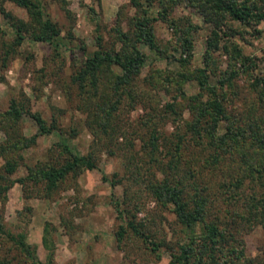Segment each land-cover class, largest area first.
I'll return each instance as SVG.
<instances>
[{
	"label": "rangeland",
	"instance_id": "1",
	"mask_svg": "<svg viewBox=\"0 0 264 264\" xmlns=\"http://www.w3.org/2000/svg\"><path fill=\"white\" fill-rule=\"evenodd\" d=\"M162 1L141 0L154 16L151 23L157 47L138 42L146 53L145 63L119 89L121 99L109 118L107 132L97 124L94 106L116 96L106 79L100 80L98 94L90 95L70 78L85 55L98 49V34L102 48L122 49L114 26L119 22L123 29H132L130 18L138 9L131 0H42L44 12L60 27V46L26 38L5 66L0 60V109L7 108L15 97L26 108L39 111L47 123H56L52 132L38 135L30 146L0 154V184L25 176L28 166L63 161L66 153L57 144L59 140L74 151H91L96 160L93 168L69 173L50 193L42 183L31 180L25 184L15 181L0 190L4 227L11 232L26 231L27 241L43 261L52 251L54 264H178L171 261L168 243L184 237V228L171 207L162 205L148 189L155 179L181 182L187 193L198 187L211 198V210L221 214L251 192L264 194V176L258 180L254 172L245 177L238 196L232 198V183L240 171L237 155L222 153L217 162L208 163L217 149L205 131L211 114L195 118L198 110L194 106L196 99H212L208 87H214L235 126L251 121L254 108V113L259 107L258 114H264V19L244 23L226 15L218 31V46L210 49L213 22L186 2L165 1L164 11ZM0 4L16 17L31 19L27 9L13 1L0 0ZM0 22L7 27L1 11ZM9 31L3 36L6 41L11 39ZM185 36L189 50L181 46ZM206 46L213 59L207 66L203 61ZM233 46L240 47L249 60L236 58ZM183 58L188 60L183 62ZM200 67L207 73L204 88L198 82ZM225 122V118L218 122L219 130ZM35 131L33 118L24 113L17 123L0 128V142ZM7 160L15 161L13 171L5 169ZM223 182H229L228 186ZM114 200L143 222L149 239L160 240L156 249L130 233L117 241L115 231L121 219ZM45 224L49 225L52 249L42 242ZM238 236L246 255L264 257L261 222ZM0 264L34 263L9 237L0 234Z\"/></svg>",
	"mask_w": 264,
	"mask_h": 264
},
{
	"label": "trees",
	"instance_id": "2",
	"mask_svg": "<svg viewBox=\"0 0 264 264\" xmlns=\"http://www.w3.org/2000/svg\"><path fill=\"white\" fill-rule=\"evenodd\" d=\"M25 7L31 16L30 20L16 17L11 11L0 4V11L5 17L3 27L0 22V60L5 66L11 55L26 38L39 41H47L58 48L61 44L60 27L48 13L43 10L42 0H10ZM138 9L136 14L130 18L132 29H123L119 22L115 23L114 31L118 40L122 41V49L118 51L102 48L100 35H97L98 49L91 54L85 55L78 69L71 74L70 80L76 83L80 91H88L90 95L98 94L99 84L104 77L111 90L116 94L115 98L109 97L107 100L95 102L96 122L104 132H107L109 118L117 108L121 99L119 89L126 83H130L134 75H137L145 63L146 53L138 46V42L146 43L149 47L156 48L154 40L152 18L148 14V7H145L141 0H131ZM165 1H162L164 11H167ZM171 2H186L199 11L205 19L213 22L211 37L208 40L209 48L218 46V31L224 22L226 15L244 23L259 22L264 19V0H170ZM92 8V7H91ZM93 9V8H92ZM162 17L164 13L160 14ZM166 17V16H164ZM178 23L175 27L179 28ZM99 28V25H98ZM11 29V31H9ZM11 32V39L6 41L3 37ZM189 32V31H188ZM180 34V31H179ZM69 35H72L69 32ZM182 36V35H180ZM2 39V40H1ZM225 48L227 50V45ZM181 46L184 50H189L188 37L181 38ZM207 46L204 52L203 61L206 66L212 62L210 49ZM236 58L244 62L248 59L243 55L241 48L232 47ZM183 58L181 61H186ZM117 66L119 69L115 68ZM198 82L202 88L207 86V73L205 67L198 69ZM167 78L171 80V75L167 73ZM259 85V84H257ZM181 86V85H180ZM87 87V89H86ZM213 93V98L202 100L196 99L195 107L198 113L195 116L211 114V120L206 125L205 131L209 143L217 148L213 149L208 157V163H215L221 158L222 153L237 155L238 176L233 180L232 198L238 196L241 191L245 177L254 176L262 179L264 176V114H252V120L244 125L235 126L229 115L225 112L221 99L217 96L214 87H208ZM180 89V87H179ZM181 95L186 96L184 90ZM263 92V91H262ZM191 96V95H190ZM175 95V100L178 98ZM196 98V96H193ZM24 113H28L36 125V131L30 135L22 137H8L4 143L0 142V154L10 150H21L33 144L38 135L48 134L55 127V120L47 123L44 116L37 110L26 108L22 101L12 97L9 105L5 109H0V128L7 123H17ZM225 118L226 122L223 130L218 129V122ZM198 121V119H196ZM13 131H11L10 136ZM8 136V135H7ZM62 152L66 153L63 161L58 163H47L46 165L28 166L25 176H19L8 183L0 184V190L7 188L15 181L25 184L27 180L34 183H42L46 192L54 191L61 181L69 173H76L82 168H93L96 160L91 151L80 153L71 149L68 143L59 140ZM15 161L7 160L5 169L13 171ZM244 170L243 175L241 171ZM228 186V183H224ZM153 193L155 199L162 205L170 206L176 215V219L184 228V237H179L170 246L171 261L178 264H264V257L258 259L255 256L246 255L243 240L240 238L241 232L249 231L252 226L261 222L264 226V194L249 193L242 197L240 203L234 207H227L224 214L220 211L211 210V198L202 192L198 187L191 193H187L185 185L181 182H173L168 177L155 179L147 185ZM227 188V187H226ZM229 189V188H228ZM230 196V195H229ZM120 222L115 231L116 239L120 243L128 234L140 236L147 240L153 249L158 247L160 240L150 238L146 227L142 221L136 220L127 213V209L118 200H114ZM0 234L6 235L13 241L20 250L31 259L34 264H54L52 251L43 261L37 257L36 248L27 241L26 231L11 232L6 229L0 219ZM49 225H44L42 242L46 247L51 248V237ZM162 242V241H161Z\"/></svg>",
	"mask_w": 264,
	"mask_h": 264
}]
</instances>
